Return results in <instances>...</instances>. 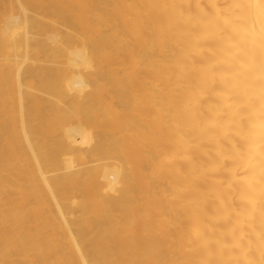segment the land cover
<instances>
[{"label":"bare ground","instance_id":"obj_1","mask_svg":"<svg viewBox=\"0 0 264 264\" xmlns=\"http://www.w3.org/2000/svg\"><path fill=\"white\" fill-rule=\"evenodd\" d=\"M225 35L264 0H0V264H184L171 119Z\"/></svg>","mask_w":264,"mask_h":264},{"label":"clouds","instance_id":"obj_2","mask_svg":"<svg viewBox=\"0 0 264 264\" xmlns=\"http://www.w3.org/2000/svg\"><path fill=\"white\" fill-rule=\"evenodd\" d=\"M209 43L171 119L184 264H264V43Z\"/></svg>","mask_w":264,"mask_h":264}]
</instances>
